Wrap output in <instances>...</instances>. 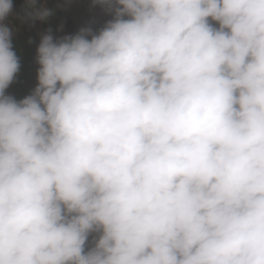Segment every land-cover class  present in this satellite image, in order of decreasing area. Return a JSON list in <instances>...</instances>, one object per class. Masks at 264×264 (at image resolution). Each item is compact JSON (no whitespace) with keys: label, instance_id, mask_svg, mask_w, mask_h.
<instances>
[{"label":"clouds","instance_id":"obj_1","mask_svg":"<svg viewBox=\"0 0 264 264\" xmlns=\"http://www.w3.org/2000/svg\"><path fill=\"white\" fill-rule=\"evenodd\" d=\"M97 5L17 100L0 0V264H264V0Z\"/></svg>","mask_w":264,"mask_h":264},{"label":"trees","instance_id":"obj_2","mask_svg":"<svg viewBox=\"0 0 264 264\" xmlns=\"http://www.w3.org/2000/svg\"><path fill=\"white\" fill-rule=\"evenodd\" d=\"M43 0H36L37 7L41 6ZM59 0H53V4ZM13 9L17 15L25 17L26 0H12ZM29 11H31L29 9ZM56 17L50 19V16L45 20L44 28L50 29L55 25ZM69 27H73L69 24ZM13 48L17 55L20 57V70L16 75L14 82L6 90V94L14 96L17 100L29 95L35 86L26 88L24 91L23 85L25 83H32L37 79V69L39 65L36 63V53L34 51V45L32 43L23 42L21 37L12 38Z\"/></svg>","mask_w":264,"mask_h":264},{"label":"built area","instance_id":"obj_3","mask_svg":"<svg viewBox=\"0 0 264 264\" xmlns=\"http://www.w3.org/2000/svg\"><path fill=\"white\" fill-rule=\"evenodd\" d=\"M49 7L53 5V0H46ZM53 14L50 16V19H53ZM10 18V24L8 25L10 29L13 32L12 38H17V37H25L26 42L32 43L34 45V51L36 53L37 46L40 42L41 36L46 34L49 29L44 28V23L45 20H29L24 18L21 15H17L15 10L13 9V12L9 15ZM51 29V34L53 35L54 38L58 39L62 37V34H57L56 33V28L55 27H50ZM68 35V34H67ZM31 41V42H30ZM32 85V83H25V85ZM91 239V238H90Z\"/></svg>","mask_w":264,"mask_h":264},{"label":"flooded vegetation","instance_id":"obj_4","mask_svg":"<svg viewBox=\"0 0 264 264\" xmlns=\"http://www.w3.org/2000/svg\"><path fill=\"white\" fill-rule=\"evenodd\" d=\"M61 1V0H60ZM65 6H67L66 0H63ZM59 3V1L57 2ZM72 17L67 18V22L73 27V29L69 25L67 27V31H69L70 35L76 34L79 30L74 23V19H79L81 22V26L83 27H91L93 31H98L101 27H103V16L106 14L104 10L99 6H93V0H77L76 6L72 9ZM70 10V11H71ZM74 17V18H73ZM69 35V34H68Z\"/></svg>","mask_w":264,"mask_h":264},{"label":"rangeland","instance_id":"obj_5","mask_svg":"<svg viewBox=\"0 0 264 264\" xmlns=\"http://www.w3.org/2000/svg\"><path fill=\"white\" fill-rule=\"evenodd\" d=\"M64 2H63V0H59V3H54L52 6H50L49 7V5H48V3H47V1L46 0H43L42 1V3H41V6L40 7H45V8H48V9H50L51 11H52V14H53V17L52 18H54V17H56V21H55V25L53 26V27H55V28H58L61 32H62V37L63 36H65L67 33L70 35V33H69V31H67L68 29H67V27H68V25L70 24V23H67L66 25H67V27H66V25H64L63 23L61 24V23H59V19H60V17H61V15H62V10H63V8H64ZM69 28V30H70V27H68ZM37 81V80H36ZM36 83V82H35ZM37 84V83H36ZM35 86V85H34Z\"/></svg>","mask_w":264,"mask_h":264},{"label":"water","instance_id":"obj_6","mask_svg":"<svg viewBox=\"0 0 264 264\" xmlns=\"http://www.w3.org/2000/svg\"><path fill=\"white\" fill-rule=\"evenodd\" d=\"M64 2V1H63ZM76 2L77 0H66V3H67V6H64L63 8V12H62V15L59 19V23H63L64 25H66L68 22V20L70 19V17H72L71 13H72V8L76 6ZM65 5V4H64ZM71 10V11H70ZM67 18H69L67 20ZM74 18V17H73ZM111 19V16L109 14H105L102 18L103 20V26L104 24L109 20ZM67 22V23H66ZM74 23L76 25V27H78V30L79 28L81 29L82 26H81V22H79V19L77 20L76 18L74 19Z\"/></svg>","mask_w":264,"mask_h":264},{"label":"crops","instance_id":"obj_7","mask_svg":"<svg viewBox=\"0 0 264 264\" xmlns=\"http://www.w3.org/2000/svg\"><path fill=\"white\" fill-rule=\"evenodd\" d=\"M5 23H7L8 25L10 24V18H9V17H8L7 21H5ZM56 33H57V34H62V32H61L58 28H56ZM67 34H68V33H67ZM67 34H66V35H67ZM21 38L23 39V42L26 41V38H25V37L22 36ZM36 80H37V79H36ZM36 80L33 81V83H34L33 85H37V84H36V83H37ZM35 82H36V83H35ZM31 86H32V85H27V84L25 85V84H24V85H23V89H22V91H24L26 88L31 87Z\"/></svg>","mask_w":264,"mask_h":264}]
</instances>
